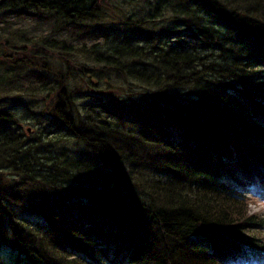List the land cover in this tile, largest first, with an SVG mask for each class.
Returning a JSON list of instances; mask_svg holds the SVG:
<instances>
[{"label":"trees","instance_id":"trees-1","mask_svg":"<svg viewBox=\"0 0 264 264\" xmlns=\"http://www.w3.org/2000/svg\"><path fill=\"white\" fill-rule=\"evenodd\" d=\"M262 181L264 0H0L9 264H255Z\"/></svg>","mask_w":264,"mask_h":264},{"label":"rangeland","instance_id":"rangeland-1","mask_svg":"<svg viewBox=\"0 0 264 264\" xmlns=\"http://www.w3.org/2000/svg\"><path fill=\"white\" fill-rule=\"evenodd\" d=\"M14 22L18 23V26H21V27H27V28H30V27H33L34 26V22L30 21V17H23V19H15ZM33 30H35L34 28H32ZM96 42V41H94ZM92 42V43H94ZM69 51V50H67ZM71 52V51H70ZM72 53V52H71ZM68 56L70 57H73L74 58V66H76V61H77V55L76 54H70V53H66ZM70 54V55H69ZM64 56H61L60 53L59 55L57 54L55 57H54V60L57 62L58 60V65L60 62L64 63V64H67L66 60L63 59ZM55 62V65L57 64ZM49 65V64H48ZM78 81V80H76ZM136 91V89H135ZM125 94V93H124ZM86 96L87 98H85V101L86 102H93L96 104L99 103V102H102L103 99V96L100 94H97V95H93L92 92H86ZM10 97V96H9ZM7 97V98H9ZM126 98H130L129 97V94H126ZM109 102H113L112 98H110ZM126 102L122 103V104H129V107L127 108V110H132L133 107L135 106V102H132L130 101V99H125ZM28 102H30V99H27L26 98V95L25 94H18L16 95L15 97H13V99H10L8 102L5 103V108L6 109H10L12 110L13 113H15L16 117L18 118H22L20 119L21 120V126L23 128V130L25 131L26 129H29L32 127V128H35L33 127V125L30 124V117H32L33 119L35 118V115L39 113V111L41 110L42 107H40L41 105L40 104H37L35 105V108L32 110L30 109H27V106H28ZM113 108V107H112ZM31 114V116H30ZM45 122V121H44ZM41 123V122H40ZM172 139L173 140H176V141H181L182 138L180 137V135L176 132V131H173L172 132ZM72 145L70 146V148H72ZM75 153H78V154H81L82 151L80 149H78L77 151H75ZM85 153V152H84ZM8 183H11V180L12 179H5ZM15 180V179H14ZM16 181V180H15ZM248 188H244L242 189V194H244L245 196H250V205H249V210L251 211V213H255V214H260L261 217H264V181L261 183V187L260 189L255 190V187L252 186V187H249V185H247ZM243 188V187H242ZM262 193H261V192ZM15 192L19 195H24L25 194V197L26 196H33V192L34 190L30 189V191H27L26 189H22V190H17L15 189ZM252 234V233H251ZM255 236H258V235H255ZM259 236H262V238L264 237V232H262L261 234H259ZM1 249V248H0ZM10 252L11 251H3L1 253L0 251V258H1V261L0 262H3L4 264H9L11 263V260H12V257L10 255ZM258 264H264V255H261L260 257H258ZM234 264H243L242 262H236Z\"/></svg>","mask_w":264,"mask_h":264}]
</instances>
